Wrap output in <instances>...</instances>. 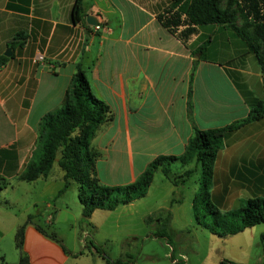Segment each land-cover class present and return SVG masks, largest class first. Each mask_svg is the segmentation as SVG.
<instances>
[{"label": "crops", "instance_id": "0c3cea01", "mask_svg": "<svg viewBox=\"0 0 264 264\" xmlns=\"http://www.w3.org/2000/svg\"><path fill=\"white\" fill-rule=\"evenodd\" d=\"M170 1L83 0L85 16L75 21L74 0H0V55L7 47L12 50L0 65V187L14 179V188L23 180L18 174L37 146L41 117L62 103L78 66L92 92L111 109V119L90 141L98 152L96 174L107 184L133 181L156 155L182 153L194 126L228 124L264 99L263 73L245 40L227 23H205L183 43L156 17ZM87 14L96 17L99 29L88 23ZM235 22L244 21L237 14ZM19 31L26 35L24 44L11 47L8 43ZM202 41H208L207 53L214 57L199 58L195 50ZM38 53L43 59H34ZM230 135L232 140H226L217 155L223 164L240 166L244 150L255 144L256 167H214V172L234 173L245 183L238 185L264 191V117ZM54 161L46 175L28 180V190L36 188L39 201L68 188L59 192L64 170L53 167ZM103 210L94 209L84 221L93 236ZM39 214L40 209L27 212L17 227L22 226L28 264H83L78 262L83 250L77 238L82 213L71 212L67 203L55 207L50 219L44 218L53 226L51 232L34 220ZM161 233L167 241L174 236L173 230ZM92 238L88 242L97 252ZM107 256L129 262L128 256Z\"/></svg>", "mask_w": 264, "mask_h": 264}, {"label": "trees", "instance_id": "16d2710c", "mask_svg": "<svg viewBox=\"0 0 264 264\" xmlns=\"http://www.w3.org/2000/svg\"><path fill=\"white\" fill-rule=\"evenodd\" d=\"M82 1L74 0L72 4L71 14L75 21L85 16ZM237 14L244 21L242 25L235 22ZM156 17L183 43L197 33L198 25L227 23L256 55L263 73L264 86V0H171ZM25 39V33L19 31L8 45L22 46ZM207 42L202 41L196 47L195 52L199 58L206 57ZM7 58V55L1 54L0 65ZM111 115L109 105L92 92L83 69L78 66L62 103L42 115L37 146L18 174L19 178L33 180L40 175H46L59 153L57 162L64 170V184L59 192L75 181L77 196L82 205L81 213L87 219L96 208L111 210L119 204L144 196L154 172L159 168L175 184L184 183L193 169L189 167L177 176H171V164L178 162L184 165L195 159L201 172L193 199L194 214L199 222L214 233L226 235L264 221V194L242 198L236 208L224 211L211 200L214 163L226 136L248 122L263 118L264 99H257L244 117L228 124L209 128L194 126L182 153L156 155L133 181L121 184L100 181L95 169L98 152L90 146L96 131L105 121L111 119ZM200 205L204 207L202 212ZM206 213L211 214L212 219L209 222L201 218V214L203 216ZM27 218H31L30 214ZM37 227L43 230L40 226ZM155 234L165 235L161 232ZM49 236L55 238L52 234ZM22 237L20 226L15 233L19 258L14 264H28L27 255L22 248ZM94 247L98 251V247ZM103 255L111 264H126L124 259L113 260L105 253ZM221 264L243 263L221 259Z\"/></svg>", "mask_w": 264, "mask_h": 264}, {"label": "rangeland", "instance_id": "374dc122", "mask_svg": "<svg viewBox=\"0 0 264 264\" xmlns=\"http://www.w3.org/2000/svg\"><path fill=\"white\" fill-rule=\"evenodd\" d=\"M206 55L214 57L207 50ZM231 136H226L225 141H229ZM229 147L224 148L223 153ZM257 150L255 144L248 146L239 158L240 166L235 163L223 164L221 156H217L214 167H244V170L256 167L253 159ZM53 167H59L56 160ZM189 167L193 169L191 175L184 183L178 184L160 168L157 169L148 187L149 191L144 196L136 198L133 204L103 210L104 214L99 220L100 229L94 236L91 225L84 223L85 219L80 216L82 205L77 196L75 181L62 194L47 199L50 204L47 206L46 201H39L36 188L28 190V180H20L12 188L10 184L15 181L10 179L5 184L7 187H0V264H14L18 261L15 233L27 212L34 214L40 209L41 214L35 216L34 220L51 232L53 226L45 223L44 218L50 219L48 213H53L55 207L65 203L71 212H79L77 238L80 236L83 255L78 262L83 264H111L103 253L128 256L127 264H221V259L243 264H264V221L226 235L210 231L196 219L193 209L201 174L199 163L195 159L184 165L174 162L171 164V176H177ZM100 172L102 176V168ZM233 175L228 173L223 176L221 171L214 172L211 200L221 211L236 208L240 200L247 196L264 194L262 190L254 191L247 185H238L244 182ZM34 200H37V204L32 205ZM200 207L202 212L204 207ZM201 218L208 222L212 219L209 213L201 214ZM162 230H173L174 236H167L168 241L164 235L160 238L154 236V232ZM85 232L89 234L83 239ZM89 237H93L91 241L98 247L97 252L88 242ZM86 241L88 244L85 246Z\"/></svg>", "mask_w": 264, "mask_h": 264}, {"label": "water", "instance_id": "95a60500", "mask_svg": "<svg viewBox=\"0 0 264 264\" xmlns=\"http://www.w3.org/2000/svg\"><path fill=\"white\" fill-rule=\"evenodd\" d=\"M86 20L88 21V23L90 24H96L98 23V20L96 19V17L92 14H87L86 15ZM12 53V50L10 47H7V49L4 51L5 55H10Z\"/></svg>", "mask_w": 264, "mask_h": 264}, {"label": "built area", "instance_id": "2783aa9c", "mask_svg": "<svg viewBox=\"0 0 264 264\" xmlns=\"http://www.w3.org/2000/svg\"><path fill=\"white\" fill-rule=\"evenodd\" d=\"M94 27H95L96 29H99V28H100V24H99V23H96V24H94ZM34 59H35V60L43 59V55H42V53H38ZM87 235H88V233L85 232L84 235H83V239H85V237H87Z\"/></svg>", "mask_w": 264, "mask_h": 264}]
</instances>
